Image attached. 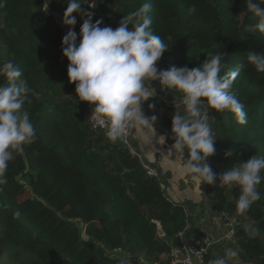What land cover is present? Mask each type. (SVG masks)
Masks as SVG:
<instances>
[{
	"label": "trees",
	"instance_id": "trees-1",
	"mask_svg": "<svg viewBox=\"0 0 264 264\" xmlns=\"http://www.w3.org/2000/svg\"><path fill=\"white\" fill-rule=\"evenodd\" d=\"M93 1V18L110 13L117 25L150 2L151 28L169 44L161 57L170 66L191 69L208 53H226L221 75L240 69L231 91L243 104L247 123L238 124L228 111L209 109L217 140L208 163L220 173L239 160L264 156V73L246 59L248 52L264 54V34L253 30L257 18L245 0ZM43 3L0 0V66L15 63L21 78L39 93L22 107L36 139L9 162L7 182L0 185V264H122L106 251L171 264L170 248L179 245L180 234L195 244L203 234L188 226L183 208L166 197L157 178L145 174L136 155L90 130L88 104L77 102L75 83L67 79L68 61L61 50L66 31L42 10ZM73 15L81 26L80 16ZM150 103L155 109L148 108ZM141 109L158 117L154 128L170 146L174 109L159 96ZM228 150L233 151L229 158ZM199 188L225 222L250 221L259 230L250 237L245 228L234 226L233 239L243 264H264V181L258 186L261 199L244 215L235 212L238 188L202 182ZM213 259L207 252L204 264Z\"/></svg>",
	"mask_w": 264,
	"mask_h": 264
},
{
	"label": "clouds",
	"instance_id": "clouds-1",
	"mask_svg": "<svg viewBox=\"0 0 264 264\" xmlns=\"http://www.w3.org/2000/svg\"><path fill=\"white\" fill-rule=\"evenodd\" d=\"M85 0H66V10L61 23L67 27L61 40L62 55L68 61L67 79L75 83V97L87 102L91 107L90 119L104 130L111 142L123 140L130 126L150 129L159 144L165 143V136H156L154 124L156 115L146 116L141 105L156 95L151 87L152 81H158L159 87L167 92L180 93L179 103L171 117V140L166 157L177 154L184 157L182 172L192 175L206 185L238 188L239 196L235 203L237 215H244L250 207L261 199L258 186L264 181V156L251 158L214 172L208 158L216 152L212 122L209 109L216 112L228 111L238 124L247 123V113L243 104L231 91V87L240 69L225 72L223 63L226 53H208L199 66H170L159 69L157 62L169 49L160 36L154 34L150 15L152 5L144 3L137 10L123 16L116 28L101 26L102 19L93 22L94 13L85 11L81 5ZM247 10L254 14L257 23L254 31L264 34V0H245ZM89 9L94 8L91 2ZM77 13L82 23L77 33ZM247 62L256 72L264 73V54L248 52ZM0 185L7 182L5 173L9 162L17 153L24 151L25 145L36 139V130L29 113L22 107L31 103L30 97H39V93L22 79L20 68L12 61L0 66ZM150 110L155 104H148ZM226 157L233 151L225 152ZM16 212L15 216L19 217ZM250 237L258 235L253 225H245ZM230 251L227 256H236ZM199 259V253H196ZM208 264H228V258L219 254Z\"/></svg>",
	"mask_w": 264,
	"mask_h": 264
},
{
	"label": "crops",
	"instance_id": "crops-1",
	"mask_svg": "<svg viewBox=\"0 0 264 264\" xmlns=\"http://www.w3.org/2000/svg\"><path fill=\"white\" fill-rule=\"evenodd\" d=\"M66 7V0H60L59 3L51 5V11L53 14L63 16ZM93 19H102V26H111L113 29L118 26L110 13L98 15ZM79 29L80 22L77 19L74 30L78 33ZM157 85L158 81H152L150 85L156 89L155 96L158 95ZM159 97L174 110V106L180 100V97L174 95V91H169ZM129 128L132 133L130 139L132 151L137 153L142 164L149 165L157 170L160 187L163 188L166 197L172 203L183 207L188 226L198 228L203 237L212 241L209 249L210 255L215 259L217 255L223 253L228 258V264H243L239 259L238 249L232 250L231 241H234V239L225 238L228 228L222 215L210 208L208 200L200 191V181L193 179L192 175L182 172L184 163L182 157L177 154L172 159L167 158L164 152L170 146H165V143L163 145L159 144L150 129H141L135 125ZM155 133L157 137L161 135L156 130ZM230 251H235L236 256L228 257L227 254Z\"/></svg>",
	"mask_w": 264,
	"mask_h": 264
},
{
	"label": "built area",
	"instance_id": "built-area-1",
	"mask_svg": "<svg viewBox=\"0 0 264 264\" xmlns=\"http://www.w3.org/2000/svg\"><path fill=\"white\" fill-rule=\"evenodd\" d=\"M59 0H44L42 10L47 12L48 15L53 16V13L51 11V5L58 3ZM94 1L93 0H85V3L82 4V8H84L86 11H92L93 8L89 9L88 5ZM54 17V16H53ZM55 18V17H54ZM55 21L57 23V19L55 18ZM67 32V31H66ZM157 91L158 95H165L167 94V91L162 90L159 87V82L157 85ZM87 108L89 109L87 113V121L88 126L91 131L97 132L104 135V130L101 129L98 125L95 124L94 121H92L89 117L91 114V107L88 105ZM132 133L130 128L128 129V133L126 137L123 140L117 141L121 146L128 151L131 150L130 148V139H131ZM143 165V170L145 174L149 177H154L158 179V175L155 170L150 168L148 165ZM222 216L224 214H221ZM236 220L234 218L228 219L226 222V227L228 228V233L226 234V239H233L234 235V226L236 225ZM180 237V243L177 246H173L170 248L169 256L171 259V264H204V258L209 252L210 246L212 245V241L208 238H203L202 241L199 244H195L194 242H191L190 240H187L183 237V233L179 235ZM199 253V259H197L196 253Z\"/></svg>",
	"mask_w": 264,
	"mask_h": 264
},
{
	"label": "rangeland",
	"instance_id": "rangeland-1",
	"mask_svg": "<svg viewBox=\"0 0 264 264\" xmlns=\"http://www.w3.org/2000/svg\"><path fill=\"white\" fill-rule=\"evenodd\" d=\"M60 2V0L58 1V3ZM82 6V5H81ZM169 66H170V64L169 63H167V62H165V60L161 57L160 58V60L157 62V67L159 68V69H167V68H169ZM172 91H174V90H172ZM171 93H173V92H171ZM178 93V92H177ZM175 93L174 92V95H177L178 97H180V93ZM114 144H118L119 146H121V144H119L118 142H113ZM130 149L131 150H129V152L130 153H132V154H134V155H136L137 156V153L136 152H133L132 150H133V148H132V146H131V143H130ZM138 157V156H137ZM139 158V157H138ZM149 166V165H148ZM150 168H152L151 166H149ZM153 170H155L156 171V173H157V175H158V172H157V170L156 169H154V168H152ZM163 189V188H162ZM183 208V207H182ZM184 210V209H183ZM231 243H232V250H235V248H237V246H236V242L235 241H231ZM238 249V248H237ZM117 254H118V257L120 258L118 261H120L122 264H139V262L138 261H136L135 259H131V257H129V256H132V255H134V254H125V253H122V252H119V251H117L116 252ZM121 256V257H120ZM124 257H129L128 259H123Z\"/></svg>",
	"mask_w": 264,
	"mask_h": 264
},
{
	"label": "water",
	"instance_id": "water-1",
	"mask_svg": "<svg viewBox=\"0 0 264 264\" xmlns=\"http://www.w3.org/2000/svg\"><path fill=\"white\" fill-rule=\"evenodd\" d=\"M53 16L57 19V24L63 28L64 31H67V27L63 26L62 23H61V20H62V15L60 14H53ZM248 224H253L252 222L250 221H243V222H237L236 225L237 226H241L242 228H245L244 226L245 225H248ZM117 251H113V252H107L106 251V254L111 257L112 259H115V260H119L120 258L118 257V254L116 253ZM129 254V253H128ZM130 255V254H129ZM121 257V256H120ZM131 257V259H135L136 261L139 262V264H149L148 262H146V260L141 256V255H138V254H134L132 256H129ZM129 257H124L123 259H128ZM130 259V258H129Z\"/></svg>",
	"mask_w": 264,
	"mask_h": 264
}]
</instances>
